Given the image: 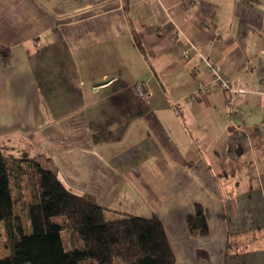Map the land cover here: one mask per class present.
<instances>
[{"label":"crops","instance_id":"obj_1","mask_svg":"<svg viewBox=\"0 0 264 264\" xmlns=\"http://www.w3.org/2000/svg\"><path fill=\"white\" fill-rule=\"evenodd\" d=\"M0 46L1 144L111 216L156 213L176 264H264V0H0ZM199 54L248 92L191 99Z\"/></svg>","mask_w":264,"mask_h":264},{"label":"trees","instance_id":"obj_2","mask_svg":"<svg viewBox=\"0 0 264 264\" xmlns=\"http://www.w3.org/2000/svg\"><path fill=\"white\" fill-rule=\"evenodd\" d=\"M10 58L11 49L0 46V60L8 63ZM16 199L20 212L15 210ZM108 210L67 187L45 151L0 143V236L4 234L10 246L0 264H176L165 225L156 213L111 216ZM187 226L192 236L209 233L202 204L196 203L187 215ZM64 229L72 232V245L65 242Z\"/></svg>","mask_w":264,"mask_h":264},{"label":"built area","instance_id":"obj_3","mask_svg":"<svg viewBox=\"0 0 264 264\" xmlns=\"http://www.w3.org/2000/svg\"><path fill=\"white\" fill-rule=\"evenodd\" d=\"M184 57H189V51L183 52ZM199 65L207 72L212 75L211 80H199V92L191 95V99L197 100L200 95H204L210 91H214L218 88L227 90L231 93L236 94H246L248 92L247 86L238 85L234 80H232L228 74L223 69V66L210 56H204L199 54ZM135 90L138 94L144 98H148L151 94V90L148 87L146 81H138L135 84Z\"/></svg>","mask_w":264,"mask_h":264},{"label":"rangeland","instance_id":"obj_4","mask_svg":"<svg viewBox=\"0 0 264 264\" xmlns=\"http://www.w3.org/2000/svg\"><path fill=\"white\" fill-rule=\"evenodd\" d=\"M19 153H20V151L17 152V154H19ZM12 185H14L13 181H12ZM14 197L17 198V194L15 191H14ZM20 209H21V204H20L19 200L16 199L15 200V210H16V212H20ZM125 211H127V210H125ZM58 219H60V217ZM22 220H23V223L25 226V230L27 231L28 220H27V217L25 214L23 215ZM2 229H3L2 225H0V230H2ZM72 236H73V234L70 230H68V229L63 230V238H64L65 242L69 245H72V242H73ZM9 251H10L9 241L4 236V234H2L0 236V256L2 257L4 255L8 254Z\"/></svg>","mask_w":264,"mask_h":264}]
</instances>
